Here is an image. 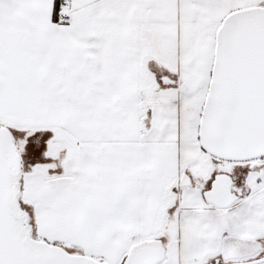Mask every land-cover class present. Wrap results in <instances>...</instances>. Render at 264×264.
<instances>
[{"label": "snow or ice", "instance_id": "1", "mask_svg": "<svg viewBox=\"0 0 264 264\" xmlns=\"http://www.w3.org/2000/svg\"><path fill=\"white\" fill-rule=\"evenodd\" d=\"M0 264H264V0H0Z\"/></svg>", "mask_w": 264, "mask_h": 264}]
</instances>
